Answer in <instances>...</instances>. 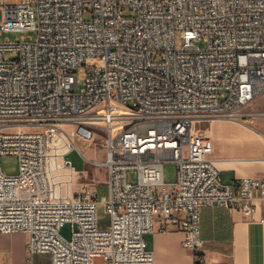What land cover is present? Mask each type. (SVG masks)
<instances>
[{"label": "built area", "instance_id": "built-area-1", "mask_svg": "<svg viewBox=\"0 0 264 264\" xmlns=\"http://www.w3.org/2000/svg\"><path fill=\"white\" fill-rule=\"evenodd\" d=\"M0 11V34L36 33L0 42V160L19 163L14 175L0 164V233L27 235V264L36 254L51 264H154L145 235L159 218L158 231L176 225L204 264L201 210L249 217L264 202V176L224 184L191 141L205 118L264 117L251 109L264 100V0H0ZM66 124L101 126L106 158L81 153ZM54 130L66 140L49 148ZM86 165L104 166L106 182Z\"/></svg>", "mask_w": 264, "mask_h": 264}, {"label": "crops", "instance_id": "crops-1", "mask_svg": "<svg viewBox=\"0 0 264 264\" xmlns=\"http://www.w3.org/2000/svg\"><path fill=\"white\" fill-rule=\"evenodd\" d=\"M264 108V100L259 102ZM220 137L213 157L220 170V180L229 184L237 178L264 176V128H242L220 124ZM76 147L84 152L76 141ZM86 157L90 158L86 154ZM80 165V159L74 156ZM92 159V158H90ZM97 160V159H96ZM94 171V170H93ZM98 168L95 169V172ZM171 183V182H170ZM264 202L258 203L253 216L223 207H205L201 210V235L207 260L204 264H264ZM159 218L154 232L145 235L149 250L154 252V264H194L193 253L182 245L184 235L176 225L160 233ZM107 224L105 218L101 228ZM27 235L21 232L0 233V263L27 264ZM33 264H51L47 254H36ZM94 264H103L96 257Z\"/></svg>", "mask_w": 264, "mask_h": 264}, {"label": "rangeland", "instance_id": "rangeland-1", "mask_svg": "<svg viewBox=\"0 0 264 264\" xmlns=\"http://www.w3.org/2000/svg\"><path fill=\"white\" fill-rule=\"evenodd\" d=\"M7 1H16V0H7ZM2 20L1 11H0V21ZM36 38V33L33 31H5L0 34V42L10 40V41H24L28 38ZM178 46H182L183 40L178 37L177 39ZM198 45L204 46L203 41L197 42ZM14 57L13 53L6 52L5 58L10 59ZM79 86L77 91H80L84 87L85 73L82 70L78 71ZM226 94L222 93L221 97L223 98ZM262 107L260 103H257L255 106H252L251 109L257 107ZM232 124L242 128H264V117H250L243 120L228 118V117H210L205 118L200 121L195 122L193 132H192V145H203L204 149L207 151V156L213 158L216 154L217 149V140L220 137V124ZM97 130L90 129L86 126L80 124H66L63 126V131L73 139L77 141L81 150L92 159L103 160L106 158L107 150L105 145V133L100 131L101 126L96 125ZM58 138V139H57ZM66 140L63 133L59 131L50 132L48 134V145L49 148L55 147L57 144ZM2 171L9 175H14L18 173L19 163L18 158L15 155H4L0 160ZM90 171V177L99 180L102 183L106 182L107 179V170L104 166L98 167V171L95 172V169L89 165H86ZM94 170V171H93ZM163 178L166 183L174 182L176 179V164L174 162L168 161L164 165L163 169ZM138 180V174L136 170L128 171V181L136 182ZM105 190V187L103 188ZM101 215L107 220V216L104 213L103 208L100 209ZM62 234L66 238L71 236V227L69 224H66L62 228Z\"/></svg>", "mask_w": 264, "mask_h": 264}]
</instances>
